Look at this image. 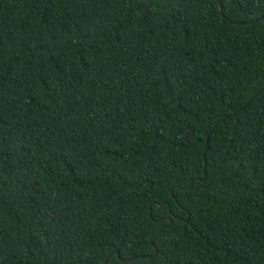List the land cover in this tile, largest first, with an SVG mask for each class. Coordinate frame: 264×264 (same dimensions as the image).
I'll list each match as a JSON object with an SVG mask.
<instances>
[{
    "label": "trees",
    "instance_id": "1",
    "mask_svg": "<svg viewBox=\"0 0 264 264\" xmlns=\"http://www.w3.org/2000/svg\"><path fill=\"white\" fill-rule=\"evenodd\" d=\"M260 17L0 0V264H264Z\"/></svg>",
    "mask_w": 264,
    "mask_h": 264
},
{
    "label": "water",
    "instance_id": "2",
    "mask_svg": "<svg viewBox=\"0 0 264 264\" xmlns=\"http://www.w3.org/2000/svg\"><path fill=\"white\" fill-rule=\"evenodd\" d=\"M222 3H221V1H219L218 2V6L220 7V8H222V5H221ZM259 19H264V17H260V18H257L255 21H257V20H259ZM239 24H241L242 22H238ZM248 104V103H247ZM246 106V105H245ZM223 121V119H221V120H219V121H217V123H220V122H222ZM209 136H210V133L207 135V140H208V138H209ZM207 146H208V141H207ZM206 178V173H205V177L204 178H200V179H205ZM150 210H151V208H150ZM170 220H171V218H170ZM157 235V234H156ZM151 244H152V246L155 248V253H157V247H156V245H155V243L153 242V241H151ZM116 254L119 256V258H120V260L122 261V262H128V261H131V260H133L134 258H128V259H124V258H121L120 257V255H119V253L118 252H116ZM150 256V255H149ZM107 262H108V257H107V259L105 260V263L104 264H107Z\"/></svg>",
    "mask_w": 264,
    "mask_h": 264
}]
</instances>
